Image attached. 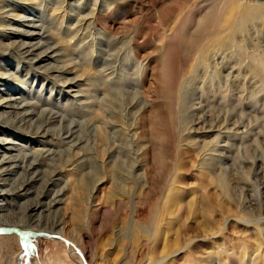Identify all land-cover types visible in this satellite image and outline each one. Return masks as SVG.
Listing matches in <instances>:
<instances>
[{"label":"rangeland","instance_id":"rangeland-1","mask_svg":"<svg viewBox=\"0 0 264 264\" xmlns=\"http://www.w3.org/2000/svg\"><path fill=\"white\" fill-rule=\"evenodd\" d=\"M236 1L238 12L233 13L225 10L233 3L225 0H33L24 6L28 11L0 0V42L10 40L2 37L7 25L23 28L3 19L1 9L35 18L49 30L52 45L59 46L62 61L57 66L68 65L72 74L54 80L1 51L0 67L14 73L12 86L20 89L21 80L32 73L24 99L58 113L61 118L55 116L50 128L66 132L74 122L76 136L81 133L86 140L71 152L54 142L63 152L55 178L62 181L54 190L66 186V192L52 216L62 219L65 236L60 237L71 245L0 225L26 236L2 235L18 238L21 245L0 240V264H264V0ZM224 12H229L226 18L244 17L234 34L223 30L210 36L201 28L204 20L219 19ZM92 14L93 20L84 25L81 19L80 26V18ZM200 44L205 47L199 49ZM207 48L208 57L197 61L195 52ZM110 65L116 66L114 71ZM76 76H82V84L70 93L65 82ZM80 96L90 105L81 108ZM5 97L0 92V99ZM134 98L153 103L165 115L167 122L154 130L174 140L167 147L162 138L157 140L149 161L154 173L147 199L142 187L125 181L130 165L117 166L106 153L119 140L126 148L123 160L131 149L145 146L133 129L139 109L131 108L132 115L126 116ZM225 113L229 125L215 126L213 120ZM109 121L120 126L113 143L103 129ZM148 126L145 131L152 133V124ZM17 134L11 137L14 142L32 151L39 148L24 133ZM146 140L153 142L150 136ZM88 152L93 153L92 173L85 176L89 170L83 172L77 161ZM143 172L132 174L136 179ZM171 192L175 197L170 205ZM24 201L17 199L18 204ZM156 211L161 232L154 248Z\"/></svg>","mask_w":264,"mask_h":264},{"label":"bare ground","instance_id":"bare-ground-1","mask_svg":"<svg viewBox=\"0 0 264 264\" xmlns=\"http://www.w3.org/2000/svg\"><path fill=\"white\" fill-rule=\"evenodd\" d=\"M8 1L11 2L9 6L13 7L15 10L22 9L25 11H28V9L24 6L33 3V0ZM224 3H233L231 7L226 6L225 10L231 8L233 13L234 11L238 12V5H236L238 2L236 0H225ZM1 10L3 11V15H1L3 16V19H6L8 22L17 21L23 26V28L12 27L11 25L5 27L2 37L10 40L7 43L0 42L1 52L5 54L11 52L12 54L17 55L23 61L28 62L33 67L35 66L39 72L49 74L54 80H63L62 77L65 74H72L68 65L57 66V64H60L62 61V54L59 51V46L52 45L50 42V32L47 27H45L44 23L29 16L17 17L11 13L13 9L4 8ZM224 13L225 14L223 15L221 14L219 19L212 18L211 20L207 18L202 23L201 28L206 29L210 36L221 33L223 30L230 31V33L234 34V29L242 24L244 17H238L237 14V18L236 16H229V12ZM226 13H228L227 18L224 17ZM81 19L86 21L84 23V25H86L87 22L93 20V14L86 16L85 18H80V26L83 24L81 23ZM11 39L13 40L11 41ZM203 41L205 40L203 39ZM220 46H223L222 43H220ZM199 47V49H203L205 44H200ZM200 51L195 52V54L193 53L197 61L198 58L202 59L208 57L209 48L202 50L201 54ZM17 63V70L22 71L24 66L21 64V60H18ZM110 67L112 66L110 65ZM115 68L116 66L111 69L114 71ZM107 71L109 72V70ZM27 75V80L29 82H27V80H21L25 85L22 84L20 89L19 87L12 86V82L15 80L13 78L15 77L14 73L2 70L0 67V87H7L6 90L0 89V92L4 93L6 96L5 98L0 99V225L11 228L21 227L26 231L24 233H50L58 235L57 237L65 236L60 229L62 219L56 214L55 216H52L53 213H56L54 209L63 203L61 198L66 192V186L58 191L54 190L60 186V181H62V179L55 180V178L59 177V169L61 164H63L61 163L63 152L58 151L56 146L57 143L54 142L63 143L68 146V152H71L73 149H77L81 146L86 140L81 133L76 136L77 132L74 131L76 127L74 122L70 123V126H66V132L49 127L53 118L55 116H60L58 113H54L48 109H39L40 104L37 101L24 99L23 91H26V85L30 84V78L32 79L31 76L33 74H30L28 71ZM82 81V76H76L75 78L67 79L65 86L70 87L69 92L71 93L81 86ZM13 91L17 92L16 96L12 95ZM81 97L82 96H80V100H78L80 101L79 105L81 108H86L90 103L88 101H82ZM140 100L141 98H134L132 100L128 106L129 108L127 109L128 112H126V116L132 115L129 113L131 108L139 109L136 116L132 119L134 121L133 129H136L137 131V134H135L137 135L136 140L142 141L145 146L141 150L137 149L133 151L131 149L129 155L123 160L122 158L125 156L124 152H126V148L120 143L122 141L119 140L117 145L114 144V147L116 148L114 149L109 146L110 150L106 151V153L111 157V160H115V162L113 161L115 165L118 166L120 162L130 165L132 171L131 174L125 176L127 177V180L125 181H129V183H134L135 185L142 187V190L146 191L144 199H147L149 198L151 187H153L152 174L154 173V169L149 165V161L151 159L152 161L154 160L155 156L153 152H155V147L158 146L157 140L162 138V140H160L161 144H163V142L166 144H163V147L172 145L174 140L171 139V137L169 138L167 134L161 135L154 130L156 127L162 126V123L167 122L165 115L161 112L155 111L156 108L153 103H145ZM107 113L109 116H112L111 111ZM229 117V113H225L221 116L219 115L216 120H213V124H215V126L218 125L219 128L227 127L230 122ZM62 120H64V118ZM149 124H152V133L145 131ZM238 126L237 123L234 124L233 127ZM117 127L120 126H118L116 122L110 121L104 125L103 129L107 130L110 134L109 139L111 143H113V140L114 142L118 141L117 136H114L117 134ZM82 128L83 124H80V130ZM85 128L90 130L91 127L88 126ZM93 129L96 128L93 127ZM18 132L24 133L26 135L24 139L32 144L34 143L35 145H38L39 148L32 151L28 149V147L21 146L19 143L14 142L12 138L18 137ZM90 134L91 132L88 134L89 137ZM64 135H67V137L64 138ZM6 136H9V138H5ZM149 136L152 137L153 142L146 140ZM154 141H156V143ZM82 149L83 148L81 147L80 151H82ZM93 153L88 152L86 156H83L80 153V159L78 158L77 165H80V169H82L83 172L89 170L85 176L92 173V167H88H90L89 163L92 164L90 156H92ZM115 154H117V157ZM131 154L133 155V160L128 161L127 157H131ZM137 169H144V172L141 176H137L135 179V176L132 173ZM234 184H236V182ZM51 194H53L51 201H46L45 199L50 197ZM174 197V193L171 192V195L169 196L170 201L168 202L170 205L174 201ZM19 198H23L25 201L22 204H18L17 199ZM8 200H10V202H8ZM5 201L8 203H4ZM12 206L18 209L17 213L9 211V208ZM143 206L142 210L147 208L146 204ZM139 208L141 209V207ZM152 217V222L155 225V228L151 237L153 239L154 248H156L160 243L159 237L161 232L158 224L160 217L158 211L152 213ZM15 219L18 221L15 222ZM90 222L93 223L95 220L92 219ZM11 239L15 240L18 246L21 245L18 238L2 237V235H0V240L2 242H7ZM81 247L85 250L87 249L83 243H81Z\"/></svg>","mask_w":264,"mask_h":264},{"label":"water","instance_id":"water-1","mask_svg":"<svg viewBox=\"0 0 264 264\" xmlns=\"http://www.w3.org/2000/svg\"><path fill=\"white\" fill-rule=\"evenodd\" d=\"M9 233H18L20 234L22 237H26V236H31V237H47V238H56V239H60L61 241H63L64 243H66L67 245H71V243L69 241H67L66 239L62 238V237H55L46 233H28L26 236H24L25 234L18 230V229H6V230H1L0 229V235H7Z\"/></svg>","mask_w":264,"mask_h":264}]
</instances>
